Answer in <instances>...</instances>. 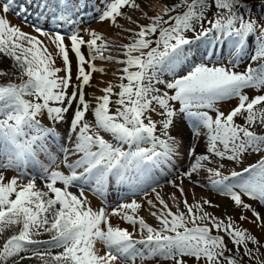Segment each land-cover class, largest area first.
<instances>
[{
  "label": "snow or ice",
  "instance_id": "obj_1",
  "mask_svg": "<svg viewBox=\"0 0 264 264\" xmlns=\"http://www.w3.org/2000/svg\"><path fill=\"white\" fill-rule=\"evenodd\" d=\"M102 4L98 21L113 25L125 15V7L139 8L136 0H102ZM213 5L216 11L209 19L206 12ZM82 7V0H0V54L14 61L21 78L19 84L0 85V233L5 227L17 229L0 248V264L10 260L20 264L32 257L42 264H135L137 259L143 264L156 257L170 264H242L245 258L264 264L260 251L264 243L239 226L247 222L264 233V214L245 199L264 206V155L228 174L223 163H242L246 153H264V94H245V89L264 90V65L252 67L264 60V18L253 20L245 15L247 0H179L165 5L163 14H145L151 21L147 25L136 22V29L126 30L131 42L122 46L125 59H116L106 55L110 45L98 31L89 28L85 39L84 29L72 27ZM182 7L186 10L180 14ZM10 12L37 35L13 25L7 18ZM53 20L60 28L72 27L71 32L41 26L42 21ZM39 37L49 38L63 67L55 66L52 52ZM204 42L209 47L199 55L208 62L201 60L185 70L182 65L188 62L192 46L199 48ZM225 43L234 50L230 55L250 47V62L244 71H235L231 60L219 65L213 61L222 55ZM70 52L76 61L75 82ZM97 60H115L123 65L122 74L118 84L109 82L98 89L103 95L89 98L86 88L93 74L105 71L96 66ZM166 73L171 80L162 78ZM228 98H236L237 105L227 112L219 110L217 103ZM238 117H243V124L236 122ZM42 118L50 123H43ZM65 122L68 129L59 143V130L53 125ZM188 123L190 142L185 147L179 136ZM174 129L178 135H173ZM101 132L111 134L113 142ZM201 137L207 140L205 154H197L191 143ZM181 149L193 162L177 177L179 184L169 183L180 192L186 211L177 203L173 212L157 193L162 209L151 214L159 227L136 215L141 204L135 199L121 200L108 212L104 207L93 210L84 196L82 185H91L101 198L116 184L145 196L148 189L156 192L149 183L153 170L172 164ZM72 157L76 158L69 162ZM61 164L67 172L60 170ZM29 165H39L42 171L31 175ZM7 170L17 175L6 178L3 172ZM201 170L206 182L192 179ZM184 179L227 198L239 213L238 221L227 213L208 212L206 207H220L210 199L189 204L181 186ZM73 187L78 194L70 190ZM172 199L179 198L173 195ZM147 203L156 207L152 200ZM110 216L138 226L137 232L114 227ZM213 231L224 235H213ZM44 233L50 234L48 240L34 238ZM137 233L139 239L134 238ZM224 236L233 248H228ZM97 242L105 248L102 255Z\"/></svg>",
  "mask_w": 264,
  "mask_h": 264
},
{
  "label": "rangeland",
  "instance_id": "obj_2",
  "mask_svg": "<svg viewBox=\"0 0 264 264\" xmlns=\"http://www.w3.org/2000/svg\"><path fill=\"white\" fill-rule=\"evenodd\" d=\"M93 1L98 3L99 0H82V3L84 5V7H82L83 9H81L80 12H82L83 10H87V8L89 9L88 5H89V3H92ZM19 2H22V0H18V3ZM136 2H137L138 5H140L139 6L140 10H141L140 12H138L137 10L132 9L130 7H125L122 10L125 15L120 17V18H118L116 25H114L113 29L111 30V33L102 34L106 38V40L109 42V45H110V50H109L108 53H106V55L107 54H111L116 59H125V57L122 55V53L124 51L122 46L124 44H127V43L131 42L130 33L128 31H126V30H128V29H136V22H138L139 24H142V25H147L148 23H150L151 21L149 19L145 18V14H146L147 17H152V16H155L157 14H163V8H161V10H159V8H158L159 5H157V4H162V5L164 4L160 0H157V1L156 0H148V2L144 1L145 3L144 2H140V1H136ZM177 3H179V0L177 1ZM248 9L249 10H248L247 13H245V15L246 16L247 15H251L253 20H255L258 17L259 18H264V0H256V1L252 2V3H248ZM185 10L186 9L182 7V8H180L178 10V12L180 14H182L183 11H185ZM33 11H36V10L33 9ZM215 11H216V9H215V6L213 5L209 10H207V12H206L207 17L209 19H211L212 16H213V13H215ZM172 14L175 15L176 13H172ZM9 15H10V18H11L9 21L13 25H17V26L21 27V29L24 32H26V33H30L32 35H37V33H35L33 31L32 27H30V26H28V24H25L24 22H22L21 18H18L17 16L13 15L12 12H10ZM165 19H167V17H165ZM96 22L97 21H95V20H91V21L87 22L86 25H88L89 27H93ZM205 26H207V25H205ZM197 27H199V25H197ZM44 28L46 30H48L46 27H44ZM187 35L188 36H192L193 34L192 33H188ZM117 38L121 39L120 41H121V43L123 45H120V44H118L116 42ZM39 39L43 40L44 43L47 44L49 51L52 52V54L54 55L53 58L55 60V66L56 67H63L62 59L59 56L56 55L55 46L51 43L49 38H47V37H39ZM65 43L68 44V42L66 40H65ZM206 44H201V46H199V48L196 47L195 50H197V51H195V50L192 51V55H190L191 53H189V58L190 59H188V62L186 64L182 65V67L185 70L190 68L193 63H199V62H201V60H204V57L200 56L199 54L203 53L209 47L208 42H206ZM117 45H118V47H117ZM224 47L225 48H223L222 55L214 56L213 57V61L216 62L219 65L220 61H223V63L227 64L229 62V60H231L233 63L236 64V67L234 69L235 71H237V72L244 71V69L246 68L247 64L250 62V55H251L250 47H245V49L242 52L236 53V55H231V56H229L230 55L229 53L234 51L232 49L231 45L225 43ZM69 55H70V59L72 60L73 78H74L75 77V70H76L75 69V65H76L75 56L71 52L69 53ZM204 62L207 63L208 61L204 60ZM105 63L109 67H108V69L107 68L105 69L104 75H107V74H109V72L110 73L112 72L113 74H111L110 76L115 77L117 79V80H115V82L113 84L114 85L118 84L120 82L118 78L122 74L120 72V69L123 67V65L117 64L115 62V60L111 61V62H105ZM113 65H114V67H113ZM261 65H264V60H260V61H257L255 63H253L252 67L253 68H257V67H260ZM110 66H112L113 68L110 67ZM0 67L3 69V72L5 73L3 75H0V85H4V84H7V83H16V84L21 83L19 70L15 66L13 60H11L8 57H5L3 54H0ZM229 67H231V64H229ZM107 71H108V73H107ZM59 75L62 76V75H64V73L61 72V73H59ZM94 76H95V74L93 75V77ZM162 78L166 79V80H171L172 76H171L170 73H166ZM24 79H26V77ZM68 91L71 92L72 89L70 88V90H68ZM115 91H119V88H115ZM245 94L249 95L250 97H254L255 95L264 94V90L257 91L255 89H245ZM87 96L89 97V94H87ZM25 98L29 99V100L33 99V97H25ZM115 99H116V97H113V100H115ZM237 103H238V101H237L236 98H228V99H226L224 101L218 102L216 107L219 110H221V111H225L226 110L225 112H227L231 108L235 107L237 105ZM111 107H112V110L114 111L115 110V105H112ZM225 107L227 109H225ZM69 115H71V114L69 113ZM153 118L155 119L157 117L154 116ZM89 120H90V122H92L91 119H89ZM185 121H187L186 117H185ZM236 122L239 123V124H243L244 123L243 117L236 118ZM53 127H57L58 128L59 134H60L59 143H63V137H64L65 133L67 132L68 123L65 122L62 125H53ZM190 127H191V125H190V123H188L187 126L183 128L184 131H182V134L179 136L182 140L184 139L183 140V143L185 142L184 146H185V144H187V146H188V144L190 142V138H189ZM255 130L258 133L262 132V129L259 128V127H257ZM176 131L177 132H175V129L173 130V133L175 132L173 135H175V134L178 135V130H176ZM102 135L105 137V139H109L110 142H113L112 139L108 138L109 136H107L106 133H102ZM185 140H187V141H185ZM201 140H203V141H201ZM191 142L196 145L197 154H203V153L205 154L206 153V149H205L206 148L205 145L207 144L206 137H201L198 141L194 140V141H191ZM199 144L201 145V147H200ZM197 145H199V146L197 147ZM182 150L183 149H181V152L184 153L183 152L184 150L183 151ZM53 151L55 152L56 149L54 148ZM201 151H203V152H201ZM262 155H264V153H261L259 155L253 154V153H246L244 155V157H243V162L242 163H237V162H233V161L224 160L223 163L226 165V167L224 169V172H225V174H228L232 170L241 171L244 167H247L249 164L257 162V160L260 159V157ZM73 159H74V157H72L70 159L71 162H72ZM176 159L178 160L177 164L174 162V161H176ZM176 159L173 161L172 164L169 165V167L171 169L169 168L170 172L168 173V175L165 176L164 179H162L160 181L158 180L159 182L157 181L156 185L151 184L152 187H156V192H151L150 189H148V194L147 195L150 196L151 194L153 195L154 193H156V194L158 193L160 195V197H162V199L165 201V203L168 205V207L171 210L173 209L172 205H175V204L179 203L180 209L186 211L184 209V207H183L182 202L180 203V200H182L183 198L182 199H178L176 201H174L172 199L173 195H175V197H177V198H181V197H179L180 196V192L178 191V189L176 187H174L171 183H169V181L178 180L177 177L180 175L181 171L186 170V169H188L190 167L191 159H189V157H187L186 154H184V155L181 154V156L176 158ZM41 160L43 161V163L45 165H48V161L45 160L44 157H41ZM70 160H69V162H70ZM52 167L54 168L55 166L53 165ZM60 170L67 172V169L64 168V166L62 164L60 165ZM27 171L31 175H38L42 171V169L40 168L39 165H36L35 166V172L29 171V170H27ZM7 172H8V175H10V174L17 175V173L15 171L13 172L12 170H7ZM205 174L206 173L203 170H201L199 175L198 176L194 175L192 179H194V180L195 179H201L202 182H206L203 179L206 176ZM200 175H202V176H200ZM5 177L8 178L7 176H5ZM201 177H203V178H201ZM38 180H40V179L38 178L37 181ZM176 183L179 184L180 181L178 180V181H176ZM116 186L117 187L118 186L119 187H123V186H121L119 184L118 185L116 184ZM181 186L183 187L184 192L185 191H190L187 194V200H188L189 204H193L196 201H200V200L202 201L204 199V197H200L199 195H200V193L204 194V192L205 193L208 192L209 195L211 197H213V199L211 201L214 204L217 203L218 198L222 197L218 193H216L214 191H210L208 188L194 186L188 179H184L183 184ZM82 187L85 188L84 194H87L88 197L91 196V198L95 197L92 189L90 188L91 185H82ZM88 187H89V189H88ZM164 187L168 188V190L166 189L165 193L158 192L160 189H162ZM196 188H198L200 190L199 193H195L194 192V190ZM74 189L77 190V192H78V189L76 187H74ZM120 191L124 192V193H128V194H137V195H132L130 197H127L129 200H132V198L133 199H138V198L143 196V195H141V191H139V190H137L136 192H132V190L126 191V190H123V189H117L116 190V192H118V193ZM123 198H126V197L124 196ZM141 199H144V196ZM151 199H152L153 203L156 205V207L155 208H152V207L147 208L146 211H144V209H143V211H141V209H138L137 212H139V213H136V215H138V216L140 215L139 217H142L146 221V223H148L149 225H151L153 227H159L158 221L156 220V218L151 213L152 212H157V214H159V210L162 209V205H160L159 201H155L156 199H154V196H151ZM245 199H247V198H245ZM253 202L254 203L256 202L254 207H256L257 210L260 211L262 214H264V206H262L258 201H253ZM116 205H117V203L113 204L110 207H108L109 210L112 211V209L115 208ZM207 208L208 207H206V209ZM175 211H176V207H175V210L173 212H175ZM217 216H219V215H217ZM116 217H118V216H116ZM116 217H114V218H116ZM236 219L238 221V218H236ZM113 226L114 227H120V228H127L129 226V224L126 223L125 221H119V218H118L117 220H115V223L113 224ZM239 226L241 228L245 229V222H240ZM249 231L251 232V234H254L261 241V243H264V236H262L260 232H256V231L254 232L252 230H249ZM212 234L213 235H224L222 232L221 233H217L215 231H213ZM136 237H138V236H135L134 238H136ZM224 239H225V243L227 244L228 248H233V245H232L231 241L229 240V238L227 236H224ZM249 247L250 248H254L255 246L252 245L251 243H249ZM260 251H261V253H264V248H261ZM234 252H235V250L233 249V253ZM261 259H264V255L261 256ZM162 260L163 259H161L160 257L150 258L149 263L153 264V262H154L155 264H159V263L160 264H170L169 261H165V260L162 261ZM242 264H254V262L253 261H249L247 258H245L244 261L242 262Z\"/></svg>",
  "mask_w": 264,
  "mask_h": 264
},
{
  "label": "bare ground",
  "instance_id": "obj_3",
  "mask_svg": "<svg viewBox=\"0 0 264 264\" xmlns=\"http://www.w3.org/2000/svg\"><path fill=\"white\" fill-rule=\"evenodd\" d=\"M136 1H140V2H144V1H146V2H148V0H136ZM157 1V0H156ZM162 3H164L163 5L162 4H157V5H159V10H161V8H164V6L165 5H172V4H174V3H177V1L178 0H160ZM137 3V2H136ZM145 3V2H144ZM160 3V2H159ZM156 4V3H155ZM89 9L87 8V10H83L82 12H80L79 13V19L76 21V24H74L72 27H78V28H81V29H84V31H82L81 32V34L84 36V38L85 39H88V36H87V30L90 28V29H94V30H96V31H98L100 34H109V33H111V30L113 29V24H111L110 22H108V21H105V22H99L98 21V19H97V17H98V15H99V10L103 7V4H102V0H99L98 1V3H96L95 5L93 4V5H91V3H89ZM140 6V5H139ZM135 10H137L138 12H140L141 10H140V7L138 8V9H135ZM95 14V15H94ZM92 15H94V17L93 18H91V16ZM7 18L10 20L11 18H10V15L8 14V16H7ZM89 19H93V20H95V21H97L95 24H94V26L93 27H89L88 25H86L87 23V21H89ZM30 22H34V21H32V18H30ZM41 26L42 27H46L49 31H51V30H56V31H61V32H64V33H69V32H71V30H72V27H69L68 25H64L62 28H60V27H58L57 26V22L55 21V20H53V21H51V22H49V23H45V22H41ZM112 39V38H111ZM121 39H119V38H117V40H116V42L118 43V44H120V45H123L122 43H121V41H120ZM66 41L68 42V40L66 39ZM69 43V42H68ZM201 44H206V42H204V43H200V45L199 46H201ZM207 45V44H206ZM117 47H118V45H117ZM225 48V47H224ZM196 49V45H193L192 46V51H194ZM201 49V48H200ZM83 51L85 52V54L87 55V48H85V49H83ZM195 51H197V50H195ZM200 51V50H199ZM191 54L190 55H192V52H190ZM198 55V54H197ZM236 55V54H235ZM54 56V55H53ZM229 56H231V55H229ZM190 59V58H189ZM96 66L97 67H103L104 68V70L107 68L108 69V65L104 62V61H100V60H97L96 62ZM3 64V63H2ZM58 64V63H57ZM117 66V65H116ZM110 67H112V66H110ZM113 67H114V65H113ZM112 67V68H113ZM0 71H2L3 72V69L0 67ZM104 73H105V71L103 72V73H100V72H96V73H94L95 74V78L93 77V79H92V82H91V85L89 86V87H87L86 88V93L87 94H89V98H91V97H93V96H99V95H103V93L102 92H100L98 89H100V88H103V87H106L107 86V84L109 83V82H111L112 84L115 82V80H117L115 77H112V76H110L111 74H113L112 72L110 73L109 72V74H107V75H104ZM107 73H108V71H107ZM93 74V75H94ZM73 81L75 82V77L73 78ZM5 85V84H4ZM70 90V89H69ZM94 102V101H93ZM225 109H227L226 107H225ZM226 111V110H225ZM89 119H91V121L93 122V120H92V117H91V115H89V117H88ZM42 122L43 123H45V124H48V123H50L49 121H47L46 120V118H42ZM182 131H184V130H182ZM175 132H177L176 131V129H175ZM174 132V133H175ZM102 133H104V132H101V135H102ZM173 133V134H174ZM184 134V133H183ZM106 135L107 136H109L108 138H110V139H112L111 138V134H109V133H106ZM176 135V134H175ZM180 138V137H179ZM187 138V137H186ZM184 140V139H183ZM185 141H187V140H185ZM194 141V140H193ZM198 141V140H197ZM201 141H203V140H201ZM185 143V142H184ZM187 143V142H186ZM192 143V142H191ZM201 144V143H200ZM199 144V145H200ZM199 145H197V147L199 146ZM203 145V144H202ZM207 145V144H206ZM206 145H205V147H206ZM187 146V144H185V147ZM200 147H201V145H200ZM197 149V148H196ZM206 149V148H205ZM183 151V150H182ZM184 152V151H183ZM199 152V151H198ZM201 152H203V151H201ZM183 155H184V153H182ZM204 154V153H203ZM184 157V156H183ZM76 157H74V159H75ZM73 159V160H74ZM189 159H191V162H193V160H192V158H189ZM70 162H71V160H70ZM176 164L178 163V160L176 159V161H174ZM167 166H169V165H167ZM165 167V166H164ZM164 167H161V168H157L158 170H163L164 169ZM14 172V171H13ZM182 172V171H181ZM153 173H154V171H153ZM153 173H152V177H151V179L153 178ZM3 174L5 175V176H7L8 178H11V177H13V176H15L14 174H10V175H8V172L7 171H4L3 172ZM16 174V173H15ZM178 174V173H177ZM206 175V174H205ZM200 176H202V175H200ZM201 178H203V177H201ZM204 179V178H203ZM173 181V180H172ZM176 181H178V180H176ZM36 183H37V186L38 187H41L42 186V181H40V180H36ZM118 185V184H117ZM125 186H127V185H125ZM119 187V186H118ZM115 188V187H114ZM166 189L168 190V188H166V187H164V188H162V189H160L158 192H161V193H165V191H166ZM73 193H77L78 194V192H77V190H75L74 189V187L73 188H71L70 189ZM117 190V189H116ZM136 192V191H135ZM190 191H185V193H186V195L189 193ZM192 192V191H191ZM194 192L195 193H199L200 192V190L198 189V188H196L195 190H194ZM120 193V192H119ZM122 194V193H121ZM143 196H144V199H141L142 197H140V198H138V199H135V200H137V202L138 203H140L141 204V211H143V209H144V211H146L147 210V208H150L151 206H149L148 205V203H147V201L148 200H152L151 199V196H154V199H156L155 197H156V193H154L153 195L151 194L150 196H148V195H144V193H141ZM120 194H118L117 196L116 195H114V197H113V199L111 200V201H109V202H107L106 204H104V203H102L101 201H99L97 198L96 199H94L93 197L91 198V196L90 197H88L87 196V194H84V196L85 197H87V200H88V202H89V204H90V206L93 208V210H99L101 207H104L105 209H106V211H108V212H111L110 210H109V205H111L112 203H114V202H116L117 201V199L119 198L118 196H119ZM196 195V194H195ZM116 196V197H115ZM162 196V195H161ZM200 197H204V199H210V200H212L213 199V197H211L210 195H209V193L207 192V193H205L204 192V194L203 193H200V195H199ZM180 197V196H179ZM219 197V196H218ZM14 198V197H13ZM162 198V197H161ZM133 199V198H132ZM179 199H182V197L181 198H179ZM98 200V201H97ZM183 200V199H182ZM182 200H180V203L182 202ZM215 200V199H214ZM131 200H129L128 198H125V200H124V202H130ZM155 201H157V200H155ZM201 201V200H200ZM246 202H248V203H251L253 206H255V203L252 201V200H249V199H246ZM182 204H183V202H182ZM216 204H219L220 205V207L219 208H207L206 210L208 211V212H210V213H213V214H215L216 216L217 215H219V216H223L225 213H227V214H229V215H232V216H234V217H236V218H238L239 217V213L238 212H236V211H234L233 210V208L231 207V205H230V202H229V200L227 199V198H225V197H220V198H218V201H217V203ZM176 205V204H175ZM175 205H172V207H173V211L175 210ZM257 206V205H256ZM138 211V210H137ZM136 213H139V212H136ZM131 214V213H130ZM140 216V215H139ZM114 217H116V216H110L109 217V219H110V222H111V224L113 225L114 223H115V220H117L118 218H119V221H123V219L120 217V216H118V217H116V218H114ZM137 228H138V226H137ZM137 228H133L131 225H129L126 229H128V231H130V232H137ZM245 229H247V230H252V231H256V232H260L261 233V235L262 236H264V233H262L257 227H255L254 225H252V224H250V223H247V222H245ZM17 231V229L15 228V226H12V227H5L4 228V230H3V232L2 233H0V248H2V246H3V244H4V242L11 236V235H13V234H15V232ZM259 234V233H258ZM254 235V234H253ZM136 236H138V237H136V239H139L140 238V236H139V234L137 233V235ZM35 239H39V240H48L49 238H50V234H47V233H44V234H42V235H39V236H37V237H34ZM97 248L98 249H100V254L102 255L103 253H104V251H105V248H104V246L101 244V243H99V242H97ZM138 247H142V246H138ZM56 251H59V250H54V253L56 252ZM20 255H22V256H31V253H21ZM149 261H150V259H146V260H144L143 261V264H151V263H149ZM163 261V260H162ZM8 264H11V260L8 262ZM20 264H42V262L38 259V258H35V257H32V258H30V259H24V260H21L20 261ZM127 264H132V261H128L127 262ZM135 264H141V260L140 259H137L136 261H135ZM153 264H155L154 262H153ZM160 264V263H159Z\"/></svg>",
  "mask_w": 264,
  "mask_h": 264
},
{
  "label": "trees",
  "instance_id": "obj_4",
  "mask_svg": "<svg viewBox=\"0 0 264 264\" xmlns=\"http://www.w3.org/2000/svg\"><path fill=\"white\" fill-rule=\"evenodd\" d=\"M256 0H247V3H251V2H254Z\"/></svg>",
  "mask_w": 264,
  "mask_h": 264
}]
</instances>
